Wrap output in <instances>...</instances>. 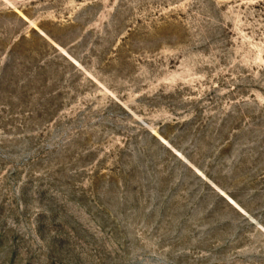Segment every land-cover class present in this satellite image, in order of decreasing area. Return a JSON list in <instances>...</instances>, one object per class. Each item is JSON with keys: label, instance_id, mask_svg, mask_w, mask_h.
I'll list each match as a JSON object with an SVG mask.
<instances>
[{"label": "rangeland", "instance_id": "1", "mask_svg": "<svg viewBox=\"0 0 264 264\" xmlns=\"http://www.w3.org/2000/svg\"><path fill=\"white\" fill-rule=\"evenodd\" d=\"M0 264H264V0H0Z\"/></svg>", "mask_w": 264, "mask_h": 264}, {"label": "water", "instance_id": "2", "mask_svg": "<svg viewBox=\"0 0 264 264\" xmlns=\"http://www.w3.org/2000/svg\"><path fill=\"white\" fill-rule=\"evenodd\" d=\"M160 140H161V142L163 143V144H165L167 147H169V148H171V146L169 145V144H167L166 142H164L163 140H162V138L160 137V135L157 133V134H155ZM175 152V151H174ZM176 153V155H178L179 157H181L182 158V156L178 153V152H175ZM183 160H185L184 158H182ZM186 161V160H185ZM187 162V161H186Z\"/></svg>", "mask_w": 264, "mask_h": 264}, {"label": "bare ground", "instance_id": "3", "mask_svg": "<svg viewBox=\"0 0 264 264\" xmlns=\"http://www.w3.org/2000/svg\"><path fill=\"white\" fill-rule=\"evenodd\" d=\"M155 132V131H154ZM155 134H157L156 132H155ZM154 134V135H155ZM163 140V139H162ZM164 142H166L167 144H169L166 140H163ZM170 145V144H169ZM171 146V145H170ZM178 152V151H177ZM182 157H184L180 152H178ZM185 158V157H184ZM186 159V158H185ZM229 199H230V201L232 202V203H235L230 197H229ZM236 204V203H235Z\"/></svg>", "mask_w": 264, "mask_h": 264}]
</instances>
